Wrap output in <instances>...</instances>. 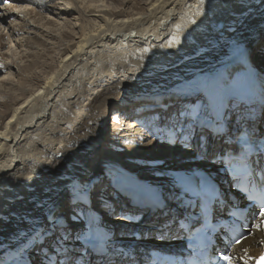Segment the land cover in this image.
<instances>
[{
    "label": "bare ground",
    "instance_id": "bare-ground-1",
    "mask_svg": "<svg viewBox=\"0 0 264 264\" xmlns=\"http://www.w3.org/2000/svg\"><path fill=\"white\" fill-rule=\"evenodd\" d=\"M6 2L17 5L0 7V116L7 114L0 129V264H30L27 248L40 239L44 244L62 225L61 214L77 209L82 213L64 224L70 235L77 227L82 235L55 243L51 262L66 250L80 253L79 264L95 258L111 264L109 255L118 264L128 249L135 251L133 241H150L148 224L168 213L153 209L149 192H167L177 207V177L202 168L218 175L206 153L221 140L208 142L205 153L201 144L216 109L232 121L241 106L235 91L254 76L264 82V0H0ZM225 78L240 87L225 85L211 103L207 93L190 89ZM186 97L197 100L179 102ZM184 103L185 110L155 123L157 114ZM108 110L124 120L111 126L127 148L117 156L121 162L104 154L112 143ZM177 122L183 126L173 127ZM140 132L166 145L145 143ZM174 143L179 147L167 145ZM81 186L101 199L95 200L101 208L117 194L141 206L110 212L108 206L105 214L131 222L106 224L91 196L73 199ZM256 238L240 245L243 258L257 253Z\"/></svg>",
    "mask_w": 264,
    "mask_h": 264
},
{
    "label": "rangeland",
    "instance_id": "rangeland-1",
    "mask_svg": "<svg viewBox=\"0 0 264 264\" xmlns=\"http://www.w3.org/2000/svg\"><path fill=\"white\" fill-rule=\"evenodd\" d=\"M12 5H17L16 3H14V2H6V3H1L0 4V7H4V6H12ZM31 6V5H30ZM15 10H17V11H20V9H21V7H17V8H14ZM2 12V10L0 11V13ZM16 20H12V22L11 23H13L14 24V22H15ZM15 24H17V21L15 22ZM17 28V27H16ZM27 30H29V28L27 29H25V32L27 31ZM24 32V33H25ZM22 34V35H20V36H29V35H32V34H27V33H25V34ZM20 38V37H19ZM51 40H55V39H51ZM4 41L5 42H7V40L4 38ZM3 41V42H4ZM4 42V43H5ZM21 42H22V40H21ZM20 42V44H22L23 45V47H24V42H22L21 43ZM8 43V42H7ZM12 44H16L15 42L14 43H12ZM254 52H255V50H254ZM254 52H252V57H254ZM54 52H52L51 54H53ZM168 59H166L165 61H160V64H158V65H156V66H163V65H165L166 63V61H167ZM262 69H263V72H264V61H263V64H262ZM6 71V70H5ZM188 97V96H187ZM187 97L186 98H182L181 100H179V102H181L182 103V101H186V100H188V101H192V103H194V102H196V100H197V98L196 97H191V98H188L187 99ZM190 97V96H189ZM198 100H200L201 101V99H200V97H198ZM184 105H185V103L183 104V105H181V104H179L178 106H176L174 109H173V111H172V109H167V111H165L161 116H160V114H157L156 115V119H157V121H155V123L157 122V124H162V123H164V122H166V120L169 118V117H172L176 112H179V111H182L183 109L185 110V107H184ZM109 111V110H108ZM107 111V113H106V115H105V127H106V132H109L110 134H112V135H110V137H109V139L108 140H110L112 143H110L109 142V147H107V149H105L104 151L106 152V153H104V154H107V155H109V156H111L112 158H114L115 160H117V161H119V162H121L120 161V158H118L117 156L120 154V155H123V154H121V153H123L126 149H124V148H122V146H121V140L119 139L120 137H119V133H121L120 132V130L119 129H117V131L116 130H114V131H112V129H111V126H112V123H113V121L118 125V126H120L121 125V120H122V122L124 121L122 118H121V116L122 115H118V114H115V115H113L112 114V112L111 111H109L108 112ZM6 113H4V114H2V116H0V129H2L3 127H4V122L6 121V119H7V114L5 115ZM166 117V118H165ZM131 118V117H130ZM154 119H152V121H153ZM149 121V120H148ZM123 125H124V123H123ZM126 126V125H125ZM124 126V127H125ZM183 126V123H181V122H177L176 124H174L173 125V127H175V128H178V127H182ZM109 129V130H108ZM111 129V130H110ZM152 128H150V130H151ZM119 130V131H118ZM128 134V133H127ZM138 136H140V139L143 141V142H145V141H147V142H149V141H151V142H153L155 145H166V144H164L163 143V141H165L164 139H163V141L159 138V139H155V138H153V137H151V135L149 134V133H145V135H143L142 134V132H140L139 133V135ZM130 136L128 135L127 136V138H129ZM149 137V138H148ZM148 140H147V139ZM179 138H180V136H179ZM139 139V140H140ZM146 139V140H145ZM190 143H194V141H189ZM189 142H187V144L189 143ZM129 143V142H128ZM146 143V142H145ZM145 143H143V144H145ZM143 144H140V145H143ZM112 145H118L117 147H119V150H116V148L115 147H112ZM168 146H170V147H173V148H176L175 146H177V147H179V145L178 144H176V143H174V144H167ZM138 146V145H137ZM177 149H179V148H177ZM203 149V150H202ZM180 151H184V150H182V149H179ZM186 150V149H185ZM108 151V152H107ZM201 151H203V153L204 152H206V149H204V145H202L201 146ZM206 154H208V153H206ZM202 164H204V161L202 162ZM126 168L128 167L127 165L125 166ZM144 167H146V166H144ZM127 170H130L129 168L127 169ZM138 173L139 174H141V175H150L151 174V171H146V172H142V171H138ZM102 181H101V179L100 180H97V181H95V189H96V187L101 183ZM95 195V194H94ZM93 195V193H92V195H91V198H90V202H91V207L95 210V211H97L98 212V210H99V216L101 217V219L104 221L103 223H113L114 224V222L115 221H117V222H119L120 221V223H122V220H123V218H121V217H118V216H115L114 214H112V215H114V217H111L112 215H109L108 213H106L105 214V212L103 211V210H107L109 207H110V209H108V212H110V211H112L113 209L114 210H116V208H117V210L116 211H118V210H123V205H125L124 204V201L122 200V201H118V202H121V203H118L117 201H116V199H112V198H110L111 200H110V202H108V203H111V204H109L108 206L106 205V207L104 208H101L102 207V204L100 205V204H98V202H95V200L97 199V196H94ZM99 200H101L100 198H98ZM97 199V200H98ZM123 204V205H122ZM98 205V206H97ZM100 210H102L103 212H101L100 213ZM75 212H65V213H62L61 214V224L63 225H61L56 231H54L53 232V234H52V236H51V238L49 239V240H47L44 244H43V242H44V240H39L37 243H34V244H32V245H30L28 248H27V250H26V253H27V255L29 256V258H30V264H56V263H52L51 262V260H53V257H54V255L55 254H58V250L56 249L54 252H52L53 251V249H52V247H54L55 246V243H58V242H64L65 241V239L67 238V237H69V239H67V241H69L70 239H76V237L78 236V237H80L81 235H82V232H81V229L80 228H78L77 227V229L70 235V231H69V229L66 227V225L64 224L65 222H66V220H67V218H68V216H74L75 214H78V213H82V211L80 210V209H77V210H74ZM72 213V214H71ZM153 213H155L154 211H153ZM154 219V218H153ZM112 221V222H111ZM106 223V224H107ZM133 225V224H132ZM137 225V227H139V225L138 224H136ZM141 226V225H140ZM148 226L149 227H151L152 228V225L151 224H148ZM136 227V228H137ZM67 228V229H66ZM145 228V226H143V228L142 229H144ZM120 234H122V235H125V232H124V230L122 229L121 230V232H120ZM67 235V236H66ZM69 235V236H68ZM48 242H49V244H48ZM66 242V241H65ZM48 245L51 247H49V248H47L48 247ZM56 248V247H55ZM63 248H65V247H63ZM65 252V253H64ZM63 253H64V256L63 255H61V256H59V257H57V264H79L80 262H81V260H80V253L79 252H74V254L73 255H70V253H68L66 250L65 251H63ZM63 256V257H62ZM62 257V258H61ZM110 257V258H109ZM109 257H107V263H111V264H113L114 263V258H112L113 257V255H109ZM59 258V259H58ZM89 259V258H88ZM87 264V263H86ZM88 264H102V261H99V258H95V259H93V260H91L90 262H88ZM103 264H105V259H104V261H103Z\"/></svg>",
    "mask_w": 264,
    "mask_h": 264
},
{
    "label": "snow or ice",
    "instance_id": "snow-or-ice-1",
    "mask_svg": "<svg viewBox=\"0 0 264 264\" xmlns=\"http://www.w3.org/2000/svg\"><path fill=\"white\" fill-rule=\"evenodd\" d=\"M200 3H204V0H200ZM225 85H227L229 88L232 89H236L240 87V85L232 84L229 82L228 78H225L223 81L218 79H210L206 81L195 82L190 86V89L198 94L207 93L209 103H211L214 98V94L219 90H221ZM239 140L242 145H246L249 143V141L245 140L243 137L239 138ZM245 156H246V152L242 150L241 156L239 158L241 163H243ZM255 166L258 167V163L255 164ZM176 179L179 183L183 184L188 191H191L193 193H197L198 191H201L203 189V186L206 184L205 179L198 175L182 176V177H177ZM72 196L77 203H82L83 197L85 196L90 197L91 192L85 189L83 186H81L72 193ZM261 215H264V212H261ZM224 258L229 259L228 257H224Z\"/></svg>",
    "mask_w": 264,
    "mask_h": 264
},
{
    "label": "water",
    "instance_id": "water-1",
    "mask_svg": "<svg viewBox=\"0 0 264 264\" xmlns=\"http://www.w3.org/2000/svg\"><path fill=\"white\" fill-rule=\"evenodd\" d=\"M219 25H221V23H219Z\"/></svg>",
    "mask_w": 264,
    "mask_h": 264
}]
</instances>
